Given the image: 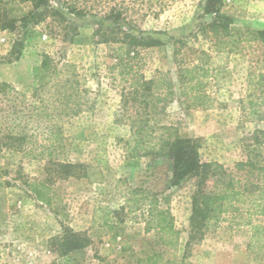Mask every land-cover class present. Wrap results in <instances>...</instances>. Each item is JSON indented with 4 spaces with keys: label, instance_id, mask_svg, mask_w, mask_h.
Segmentation results:
<instances>
[{
    "label": "rangeland",
    "instance_id": "obj_1",
    "mask_svg": "<svg viewBox=\"0 0 264 264\" xmlns=\"http://www.w3.org/2000/svg\"><path fill=\"white\" fill-rule=\"evenodd\" d=\"M49 2L63 19L49 14L37 24H25L22 19L32 10L30 2L3 0L0 4L2 14L18 19L14 28L0 30V79L30 92L35 87L32 68L44 54L58 63L75 64L94 106L65 124L64 146L53 159L97 167L106 180L90 184L83 178L63 179L53 172L56 201L49 207L28 186L49 178L48 158L5 152L0 158L8 172L0 178V264H133L137 253L157 246L155 233L144 231L146 207L132 213L125 209V233L117 238L91 234L87 247L66 255L52 243L63 232L62 224L92 233L95 207L118 210L126 206L123 191L127 185L169 197L183 248L190 234L195 180L185 178L174 184L172 162L163 157L126 158L130 128L117 119L123 118L124 95L131 89L128 78H122L115 66L117 44L113 41L128 32L162 41L142 50L139 58V71L147 79L158 71L168 72L175 84L167 101H155L148 109L151 120L172 124L181 137L197 143L202 161L219 162L227 170L247 158L252 135L263 125L246 120L241 105L248 93L249 76L257 71L255 55H263L264 47L233 54L225 67L213 71L208 89L218 100L214 108L187 110L179 94L177 67L195 61L193 51L213 50L212 42L199 32L203 23L214 18L204 11L206 0ZM73 9L82 14L71 12ZM219 10L231 18L234 31L264 26V0H222ZM175 47H182L177 55ZM15 221H26L27 227L16 230ZM256 221L264 224V215ZM249 237L248 227H237L228 219L213 223L192 243L189 260L193 264H264L261 254L249 251Z\"/></svg>",
    "mask_w": 264,
    "mask_h": 264
},
{
    "label": "trees",
    "instance_id": "obj_2",
    "mask_svg": "<svg viewBox=\"0 0 264 264\" xmlns=\"http://www.w3.org/2000/svg\"><path fill=\"white\" fill-rule=\"evenodd\" d=\"M23 1L32 4V10L22 19L25 24L30 21L37 24L49 14L64 18L49 0ZM221 1L206 0L204 11L214 18L199 29L212 42L213 50L193 51L195 61L177 67L179 94L187 110L214 108L218 100L208 89L213 71L225 67L233 54L264 47V26L234 31L231 18L220 14ZM2 2L0 0V4ZM71 12L82 14L74 9ZM17 20L0 12V30L14 28ZM68 22L73 27L74 23ZM113 43L117 44L115 66L122 78H128L131 89L124 95L123 118L117 119L130 128L125 140V156L127 159L166 158L172 162L174 184L185 178L195 180L189 238L182 248L181 231L169 207V197L127 185L123 191L126 206L118 210L105 205L95 207L92 233L78 232L62 224L63 232L52 238L56 250L66 255L83 249L90 244L91 234L117 238L125 233L122 217L125 209L128 207V213H132L146 207L144 231L155 233L157 246L141 250L133 264H193L189 260L192 243L213 223L226 219L237 227H248L249 251L264 257V224L256 221L264 215V54L255 55L257 71L249 76L248 93L241 105L246 120L263 125L252 135L247 158L227 170L219 162L202 161L197 143L181 137L172 124L151 120L148 109L155 101H167L174 93L175 84L168 72L158 71L153 78L147 79L139 71V58L142 50L159 46L162 41L151 35L128 32ZM181 48L175 47L176 55ZM32 76L35 87L30 92L0 79V158L5 152L20 153L31 159L48 158L49 178L34 180L28 186L38 201L52 207L56 201L51 186L53 172L63 179L83 178L90 184L103 183L106 179L97 167L53 159L64 146L65 124L94 106L90 89L77 66L70 62L58 63L44 54L33 66ZM7 173L0 165V178ZM27 224L26 221H15V229H24Z\"/></svg>",
    "mask_w": 264,
    "mask_h": 264
}]
</instances>
